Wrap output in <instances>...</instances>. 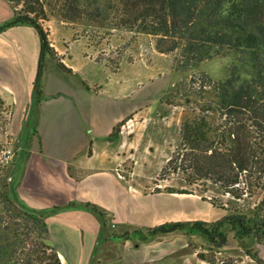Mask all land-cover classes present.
Returning <instances> with one entry per match:
<instances>
[{
	"label": "crops",
	"instance_id": "obj_1",
	"mask_svg": "<svg viewBox=\"0 0 264 264\" xmlns=\"http://www.w3.org/2000/svg\"><path fill=\"white\" fill-rule=\"evenodd\" d=\"M14 10L0 0V26L13 20ZM42 26L49 29L54 56L45 58L39 96L38 31L18 25L0 33L3 141L9 136L15 150L11 165L0 172L6 193L21 207L45 215L48 242L61 264H210L199 259L191 242L198 231L147 233L167 223L205 222V200L142 190L134 184V172L131 180L124 174L123 134L110 139L121 123L160 102L172 83L170 74L151 79L150 70L136 63L113 69L84 38L71 41L70 30H55L53 21ZM163 79L159 97L141 105L146 82ZM255 247L258 252L264 245Z\"/></svg>",
	"mask_w": 264,
	"mask_h": 264
},
{
	"label": "trees",
	"instance_id": "obj_2",
	"mask_svg": "<svg viewBox=\"0 0 264 264\" xmlns=\"http://www.w3.org/2000/svg\"><path fill=\"white\" fill-rule=\"evenodd\" d=\"M8 1L21 8L15 6L13 20L1 25L0 33L31 25L42 40L36 82L39 96L45 58L54 56L49 33L42 26L49 21L47 12L41 0ZM81 4L85 10L90 9V14L106 19L110 15L119 17L120 27L154 37L161 54L176 53L178 70L224 54L236 56L238 65L230 68L224 80L212 81L202 75L193 82L196 89L192 96L198 100V112L184 117L179 144L166 171L179 170L191 186L201 179L212 182L237 202L258 198L252 215L244 209L231 213L227 207L223 209L229 214L216 222L167 223L147 233L156 236L198 231L214 246L223 248L228 243L224 229L230 226L238 242L253 239L264 245V0H82ZM240 68H246L248 79L241 80ZM119 133L120 126L110 139H117ZM166 191L174 193L172 189ZM4 199L7 209L0 212V264H61L48 242L45 215L21 207L8 193ZM10 220L12 225L8 224ZM36 235L37 240L47 242L36 241ZM252 255L264 264L257 251ZM198 257L216 263L201 252Z\"/></svg>",
	"mask_w": 264,
	"mask_h": 264
},
{
	"label": "rangeland",
	"instance_id": "obj_3",
	"mask_svg": "<svg viewBox=\"0 0 264 264\" xmlns=\"http://www.w3.org/2000/svg\"><path fill=\"white\" fill-rule=\"evenodd\" d=\"M47 12V19L61 29L70 30L71 41L84 38L97 53L99 60H107L113 69H118L124 63H136L144 69L150 70L148 77L155 79L158 74H170L172 83L160 94L161 83H148L140 94L141 105L159 97L160 102L136 120H126L121 123L119 136L123 134L127 147L122 151L128 157L124 163V174L130 179L134 172V184L146 192H166L174 190V194L186 191L185 195H197L205 200V222L212 223L221 220L229 213L223 208L246 210L252 215V210L259 201L258 198L243 202L232 200L228 195L212 182L198 180L194 185H187L185 175L179 170L167 168V163L179 144L180 128L185 116H192L198 112V100L192 96L196 89L193 82H197L202 75L212 81H221L228 77L232 66L238 65L234 54H224L212 60H206L188 70H178L176 53L161 54L156 49V39L152 36L130 31L120 27L119 17L90 14V9L82 7V0H41ZM14 6L21 8L16 3ZM49 33V29H47ZM56 30V27H55ZM63 31V30H61ZM246 68H240L241 80L248 79ZM147 77V78H148ZM211 100L213 97H207ZM7 124L6 108L0 98V146L3 144ZM118 126V127H119ZM2 140V141H1ZM129 143V144H128ZM130 152L132 153L130 155ZM131 180V179H130ZM5 179L0 175V212L7 209L5 204ZM212 203H215L214 206ZM214 207V210L212 209ZM10 214L17 215V212ZM216 217H219L218 219ZM16 218V217H15ZM15 221L23 224L21 218ZM12 220L9 225H12ZM14 229V228H13ZM228 243L223 248H217L210 243L209 238L201 233L191 238L196 248L209 258L215 259V264H260L251 256L256 252V241L247 239L245 242L235 240L230 226H226ZM36 241L47 242L43 239ZM251 252V256L247 254ZM264 260V247L258 250ZM264 262V261H263Z\"/></svg>",
	"mask_w": 264,
	"mask_h": 264
},
{
	"label": "built area",
	"instance_id": "obj_4",
	"mask_svg": "<svg viewBox=\"0 0 264 264\" xmlns=\"http://www.w3.org/2000/svg\"><path fill=\"white\" fill-rule=\"evenodd\" d=\"M14 155V147L10 143L9 136H6L3 144L0 146V172L11 165ZM9 181H12V178H9Z\"/></svg>",
	"mask_w": 264,
	"mask_h": 264
}]
</instances>
